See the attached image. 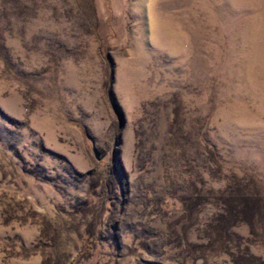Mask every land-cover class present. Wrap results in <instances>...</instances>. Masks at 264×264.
I'll use <instances>...</instances> for the list:
<instances>
[{"label": "rangeland", "instance_id": "obj_1", "mask_svg": "<svg viewBox=\"0 0 264 264\" xmlns=\"http://www.w3.org/2000/svg\"><path fill=\"white\" fill-rule=\"evenodd\" d=\"M0 264H264V0H0Z\"/></svg>", "mask_w": 264, "mask_h": 264}]
</instances>
